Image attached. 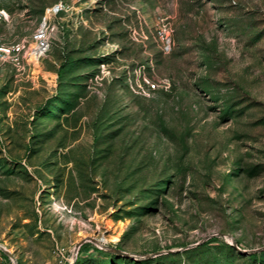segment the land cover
Listing matches in <instances>:
<instances>
[{
  "label": "rangeland",
  "instance_id": "rangeland-1",
  "mask_svg": "<svg viewBox=\"0 0 264 264\" xmlns=\"http://www.w3.org/2000/svg\"><path fill=\"white\" fill-rule=\"evenodd\" d=\"M1 11L0 264H264V0Z\"/></svg>",
  "mask_w": 264,
  "mask_h": 264
},
{
  "label": "built area",
  "instance_id": "built-area-1",
  "mask_svg": "<svg viewBox=\"0 0 264 264\" xmlns=\"http://www.w3.org/2000/svg\"><path fill=\"white\" fill-rule=\"evenodd\" d=\"M55 10L57 11L60 7L55 5ZM1 15H5L4 11L0 12ZM54 30V25L49 22L43 21L31 34V41L33 42V49L36 56H39L50 48L52 32ZM24 40L18 41L16 43L4 44L0 43V59L4 62L9 63L19 75H24L26 73V60H25V50H24ZM150 86L154 87L153 83H148Z\"/></svg>",
  "mask_w": 264,
  "mask_h": 264
},
{
  "label": "water",
  "instance_id": "water-1",
  "mask_svg": "<svg viewBox=\"0 0 264 264\" xmlns=\"http://www.w3.org/2000/svg\"><path fill=\"white\" fill-rule=\"evenodd\" d=\"M81 244V242L78 244V246ZM0 248L1 249H3V247L2 246H0ZM9 256H11V254L8 252V251H6L5 249H3ZM120 253H123V254H126V253H124V252H120Z\"/></svg>",
  "mask_w": 264,
  "mask_h": 264
}]
</instances>
